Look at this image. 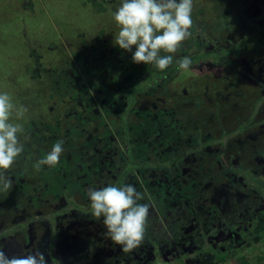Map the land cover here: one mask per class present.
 <instances>
[{"label": "rangeland", "instance_id": "obj_1", "mask_svg": "<svg viewBox=\"0 0 264 264\" xmlns=\"http://www.w3.org/2000/svg\"><path fill=\"white\" fill-rule=\"evenodd\" d=\"M121 3L0 0V93H9L14 106L28 108L22 119H16L15 111L10 117L23 126L28 139L20 136L24 152L8 170L13 186L0 193V225L45 212L65 195L88 199L89 189L99 190L112 180L109 185L124 181L138 192L153 186L146 196L149 213L154 208L165 213L161 218L167 231L183 229L187 234L196 222L172 190L159 199L163 182L177 181L180 195L209 222L214 217L220 222L228 213L232 215L225 218L233 221L250 198L224 168L231 160L264 172V125L259 124L264 121V0H193L192 35L172 55L197 54L210 42L223 46L229 34L245 44L243 64L190 67L164 87L151 81L149 90L145 77L162 71L132 63V53L113 44L118 32L113 12ZM241 4L254 16L252 31L250 17L248 32L237 25ZM131 84L135 87L124 90L126 100L121 93L107 92ZM57 141L64 146L59 163L37 171L35 162ZM191 147L198 152L179 171L147 172L142 166ZM128 156L138 172L125 177ZM230 168L226 170L233 175L244 170ZM247 175L264 188V173L255 179ZM48 234L53 237L54 231ZM225 249L214 250L215 256ZM223 264H264V237Z\"/></svg>", "mask_w": 264, "mask_h": 264}, {"label": "flooded vegetation", "instance_id": "obj_2", "mask_svg": "<svg viewBox=\"0 0 264 264\" xmlns=\"http://www.w3.org/2000/svg\"><path fill=\"white\" fill-rule=\"evenodd\" d=\"M242 7V10L245 11L244 5L241 4ZM260 8L262 9V6ZM213 45L215 44L210 42L208 47L204 49L212 48ZM231 58L234 59L221 64L205 61L200 65L221 67L228 62L243 64L241 61L242 55H233ZM245 73L250 74L247 70H245ZM132 85L134 86V84H131L127 88L118 87L107 92L113 96L121 93L126 100L124 90H128ZM262 120H264V117L260 119V121ZM259 124L264 125V121ZM246 126L241 131L245 130ZM195 148L197 149V147ZM195 148L191 147L179 152H172L167 154L165 159L143 162L142 166L147 172L151 170L152 172L168 170L167 172L171 173V169L179 171L181 163L198 152ZM183 151L185 153H182ZM124 153L126 154V152ZM131 160L132 158L124 162L129 167V169L126 168L125 177H130V174L138 172L136 170L138 166ZM226 162L224 173L229 174L230 178L232 177L235 182L240 183L244 193L250 197L244 200L243 208L238 207V215L236 217L234 215L235 219L233 221L230 218H225L227 215H232V213L223 215L220 222H215V217L210 222L204 220L199 213L191 208L188 198L180 195V187L177 181H167L162 183L163 189L162 192L158 193L160 195L159 199L166 197V190H172L171 195L184 204V207L189 210L196 222L194 226L192 224L193 228H191L189 234L183 229L167 231L165 224L162 223L164 218H161L162 216L166 217L165 213L157 212L154 208L153 213L148 215L143 242L132 252L125 253L121 251L119 246L114 245L111 240L105 237L104 234L107 230L103 226V217L95 219L91 216L90 202L87 198L82 199L65 195L60 199H56L53 207L45 212L34 211L31 214L21 216L24 219H17L7 226H3L2 223L0 225V246L8 248V256L27 255L39 250L45 254L47 264H221L219 262L220 256L224 257L226 259L224 263H227L238 251L240 252L252 242L261 239L259 235L264 230V188L257 186L259 181H253L247 173L255 179L264 172L262 170L261 173L250 171L231 160H226ZM229 164L237 165L241 170H244L233 175L227 171L228 166L229 170L231 169ZM122 166L121 164L120 167ZM130 168H134L135 171H130ZM113 182L114 180L109 183ZM109 183L105 185L109 186ZM119 183L118 187L129 184L124 181ZM151 188H153L151 185L142 188L140 193H142L143 199L139 203H146V199H148L146 196L152 194L150 193ZM191 194L193 197L194 194ZM153 195L157 196V192ZM252 201H254V205L250 209V206L247 207V205H250ZM232 224L235 225H233L234 228L231 227ZM50 230L54 231L53 237L48 234ZM192 232L195 238H199L198 243L192 241ZM236 245L237 247H235ZM224 247L226 248L224 252L215 256L214 250L219 251ZM205 248L209 250L207 251Z\"/></svg>", "mask_w": 264, "mask_h": 264}, {"label": "clouds", "instance_id": "obj_3", "mask_svg": "<svg viewBox=\"0 0 264 264\" xmlns=\"http://www.w3.org/2000/svg\"><path fill=\"white\" fill-rule=\"evenodd\" d=\"M192 12L193 0H122L113 12L118 29L113 44L124 52H131L132 63L163 71L173 63L172 54L177 53L192 35ZM191 63L188 56L178 62L182 70H190ZM14 111L16 119H22L28 108L14 106L9 93H0V193H7L13 186L8 170L24 152L25 144L20 136L23 134L24 139H28L21 124L10 122ZM63 152V141L55 142L51 150L35 162V169L55 167ZM87 196L91 216L103 217L107 239L125 253L140 246L149 215V205L139 203L142 193L127 184L89 189ZM0 264H47V261L39 250L8 256L0 248Z\"/></svg>", "mask_w": 264, "mask_h": 264}, {"label": "trees", "instance_id": "obj_4", "mask_svg": "<svg viewBox=\"0 0 264 264\" xmlns=\"http://www.w3.org/2000/svg\"><path fill=\"white\" fill-rule=\"evenodd\" d=\"M242 9H243V7L239 11L240 15H239L238 20H237V22H238L237 25L240 24V26L246 28V32H248V29H249L248 22H249V25H250V21H251V25H250V30L249 31H252L253 28H251V27L254 26V22H255L254 16H251L250 13H247L246 11H244ZM249 17L251 18L250 21L248 20ZM245 18L247 19L246 23H244V19ZM263 23L264 22H262L261 24H263ZM261 24H257V25H261ZM263 26L264 25H262V27ZM241 31L243 32L242 29H241ZM242 32H240V33H242ZM222 41L225 42V44L223 46H217L215 44V45L212 46V48L201 50L196 55L183 53V55L182 54H178V55L173 56L174 57L173 58V63L166 70H164L162 72H159V73L153 72V73L150 74V76H146L145 77V79H147V81H145V84H144L146 90L151 89V86H150V82L151 81L156 82L158 84V86L160 85V86L164 87L166 85V83L170 79H172V76H174L175 74H179L180 72H183L184 70L179 68L178 62H179L180 59H182L185 56L190 57L191 62H192L190 67H194V66H199L201 63H204L205 61H210V62H212L214 64L225 63L226 61L234 59V58H231V56H233V55H241L242 53H244V49L246 47H245V44H243V42L241 41L240 38L237 37V38L234 39L231 36L229 38V34H228V36L225 39H223ZM139 91H141V88L139 89ZM132 101H133V98H132ZM263 237H264V230H263L262 234L259 235V238L262 239ZM237 253H239V251ZM225 261H226V259L224 257H222V256L219 257V262L220 263H224Z\"/></svg>", "mask_w": 264, "mask_h": 264}]
</instances>
